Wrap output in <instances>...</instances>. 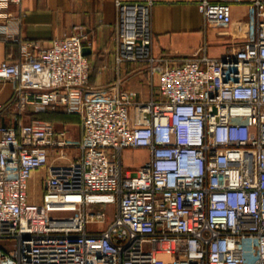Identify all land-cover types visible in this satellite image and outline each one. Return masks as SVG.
Instances as JSON below:
<instances>
[{
  "label": "built area",
  "instance_id": "2783aa9c",
  "mask_svg": "<svg viewBox=\"0 0 264 264\" xmlns=\"http://www.w3.org/2000/svg\"><path fill=\"white\" fill-rule=\"evenodd\" d=\"M23 1L0 0L4 42L20 41L10 7ZM153 5L116 1V61L143 65L146 101L90 85L83 29L0 63L18 111L62 110L81 127L74 143L39 119L0 125V264H264V0L237 51L179 62L152 55ZM198 7L207 25L231 23L227 3ZM138 149L150 158L131 171L123 153ZM111 204L112 225L89 230Z\"/></svg>",
  "mask_w": 264,
  "mask_h": 264
},
{
  "label": "crops",
  "instance_id": "0c3cea01",
  "mask_svg": "<svg viewBox=\"0 0 264 264\" xmlns=\"http://www.w3.org/2000/svg\"><path fill=\"white\" fill-rule=\"evenodd\" d=\"M117 0H24L20 6H11L15 20H20V41L4 42L0 37V63L10 59L21 61L23 42H38L48 48L55 39L78 33L83 29L90 38L86 56L91 65L90 85L108 88L120 84L121 89L136 94L135 101L151 97L148 75L141 64L116 61L117 46L115 26ZM145 2L148 0H122ZM151 9L152 55L179 62L202 55L223 59L237 51L248 36L249 6L252 0H209L212 3H227L230 6L231 23L228 27L207 25L200 12V0H152ZM14 96L12 83L0 84V125L18 127L39 119L52 123L57 130H66L71 142L81 138L80 119L64 111H36L30 107L20 112L11 103ZM129 151V150H127ZM135 152L143 156L145 163L150 158L146 149ZM68 157L79 156L75 149L67 151ZM132 171V170H131ZM41 174H35L34 185Z\"/></svg>",
  "mask_w": 264,
  "mask_h": 264
},
{
  "label": "rangeland",
  "instance_id": "374dc122",
  "mask_svg": "<svg viewBox=\"0 0 264 264\" xmlns=\"http://www.w3.org/2000/svg\"><path fill=\"white\" fill-rule=\"evenodd\" d=\"M144 161L143 156L135 150H129L125 151L123 153V164L125 168H128L132 171L138 170L142 166V162ZM32 193L37 195V200L40 197L41 194V189L37 185H32ZM105 211L107 213V223L104 225H91L89 226V230H94V229H108L112 223L114 222L115 215L117 212V206L114 204L111 205H106L105 206ZM4 246H10L8 243H2Z\"/></svg>",
  "mask_w": 264,
  "mask_h": 264
},
{
  "label": "water",
  "instance_id": "95a60500",
  "mask_svg": "<svg viewBox=\"0 0 264 264\" xmlns=\"http://www.w3.org/2000/svg\"><path fill=\"white\" fill-rule=\"evenodd\" d=\"M87 53V50H85V54Z\"/></svg>",
  "mask_w": 264,
  "mask_h": 264
}]
</instances>
